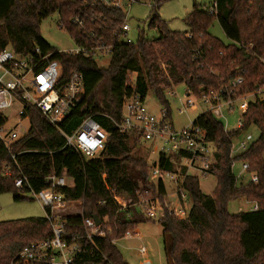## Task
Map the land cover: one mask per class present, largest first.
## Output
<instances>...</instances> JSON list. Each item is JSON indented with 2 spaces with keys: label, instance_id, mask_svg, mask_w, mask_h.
I'll use <instances>...</instances> for the list:
<instances>
[{
  "label": "trees",
  "instance_id": "16d2710c",
  "mask_svg": "<svg viewBox=\"0 0 264 264\" xmlns=\"http://www.w3.org/2000/svg\"><path fill=\"white\" fill-rule=\"evenodd\" d=\"M149 1V28L157 36L148 38L141 30L134 42L127 43L115 37L124 22L123 12L93 0H0L1 49L9 47L20 58L37 55V48L43 54L53 52L51 57L60 61L64 76L74 69L84 75L82 100L60 128L71 133L92 116L107 132L101 154L87 158L69 146L60 131L39 113L27 110L24 116L29 117V131L9 148L0 140V193H12L19 200L17 194L25 190L16 187L17 178L25 176L33 190L39 191L50 186L49 176L65 177L68 185L56 191L68 202L81 201L82 205V214L65 218V229L80 232L83 218L97 217L111 230L105 238L95 240L97 248L84 243L73 264H129L115 240L134 231L138 223L154 220L136 204L140 198L162 199L165 188L162 183L148 184L150 165L140 152L139 134L120 132L109 118L119 122L126 100L134 95L145 100L150 90L170 117L165 94L178 84L197 97L222 91L223 98L237 100L256 93L236 130H226L211 111L193 121L205 139L215 144L216 163L211 174L217 185L212 194H205L199 178L188 176L185 189L192 203L187 217L179 218L166 210L159 223L170 264H264V100L257 97L264 85V0H209L210 6L195 1L185 17L186 31L170 29L159 16L157 9L166 0ZM91 12L102 18L95 23L87 21L88 29H95L114 44L106 68L94 58L60 52L40 31L42 21L57 13L60 27L74 40L83 41L84 33L71 20ZM215 20L230 43L209 31ZM237 78L242 82L232 84ZM251 125L259 129V136L245 151L234 154V139ZM180 155L174 156L175 162L160 155L158 163L173 171ZM235 160L247 161L258 182L249 179L239 183L232 170ZM114 192L132 200L127 209L115 202ZM236 198L258 207L231 213L228 203ZM50 236L52 229L45 216L0 221V264H12L26 245Z\"/></svg>",
  "mask_w": 264,
  "mask_h": 264
},
{
  "label": "built area",
  "instance_id": "2783aa9c",
  "mask_svg": "<svg viewBox=\"0 0 264 264\" xmlns=\"http://www.w3.org/2000/svg\"><path fill=\"white\" fill-rule=\"evenodd\" d=\"M144 0H93V2L121 10L124 14V22L121 28L115 32V37L119 41L132 43L129 36L131 30L128 24L129 12L131 7ZM94 12L91 14H77L71 20L78 30L84 33L83 41H76L75 48L59 50L60 52L81 55L86 58L111 57L114 44L99 35L95 29H88V22L95 23L101 20ZM37 55L20 58L9 48H0V140L9 148L10 145L21 138L19 133L23 130L20 124L19 131H11L9 136H4L3 125L6 122V115L3 110L13 108L24 118L27 110L39 113L41 118L49 125L57 128L65 137L67 144L74 148L84 157L91 158L101 154L105 147L107 132L92 116L83 120L80 126L71 133H66L60 128L61 122L68 116L73 109L81 102L84 93V75L77 69L71 70L67 76L63 74L62 64L59 60L52 58L51 53L43 54L37 48ZM242 79L237 78L232 84L241 83ZM261 86L260 89H262ZM222 91L204 93L200 97L193 95L187 90V97L192 94L197 102L210 106L211 111L216 117L223 116L222 106L232 109L236 100L225 99ZM167 94L174 95L173 91ZM188 107L196 108L195 100L189 98L182 103L180 113H185ZM109 120L117 127L120 132H132L139 134L141 140L149 143L152 153L164 155L175 162V155H180V163L173 171L163 169L157 161L150 166L148 184L151 186L162 183L165 193L162 199L159 196L140 198L137 206L148 218H161L167 210L179 218L188 215V192L185 189V180L188 176L196 178L206 177L211 174V170L216 163L215 144L205 139L202 129L191 122L184 128H175L168 116L167 110L162 109L159 116L151 113L145 105V100L139 95H134L126 100L123 107V114L119 122L112 118ZM242 123L239 122L238 127ZM25 135V134H24ZM23 135V136H24ZM253 137L248 134L242 139L238 146L232 143L233 153L245 151ZM13 158L15 155L12 156ZM249 163L243 161V171H249ZM250 180L258 182V176L251 174ZM167 182L173 186L172 192L167 188ZM50 186L39 191L33 190L27 182L25 176L15 180L18 189L30 193L33 199L45 209V218L52 229V236L35 240L26 245L17 255L12 264H73L77 254L83 251L84 243L90 242L95 245V240L105 238L111 234L110 229L104 228L102 223L97 224L94 218H83L82 230L80 232H68L65 229V218L69 215H61L58 209L69 206L73 202H68L64 195L57 192V188H64L68 182L63 176L51 175L48 177ZM115 202L121 209H127L132 200L123 195L113 193ZM81 203V201H74ZM258 205L254 203L253 209ZM78 214H82V208ZM134 231H127L126 236H130ZM116 241V240H115ZM96 247V245H95ZM97 248V247H96ZM142 257L140 264H152L149 257V249L144 245L138 248ZM110 264H113L110 262Z\"/></svg>",
  "mask_w": 264,
  "mask_h": 264
},
{
  "label": "rangeland",
  "instance_id": "374dc122",
  "mask_svg": "<svg viewBox=\"0 0 264 264\" xmlns=\"http://www.w3.org/2000/svg\"><path fill=\"white\" fill-rule=\"evenodd\" d=\"M197 1L200 4L206 3L210 6L209 0H166L157 9L159 16L164 20L168 27L172 30L186 31L188 26L185 21L186 15L191 11L194 2ZM152 3L149 0H144L135 3L129 12L128 24L130 25L129 36L136 40L141 30L144 31L146 37H156L157 32L149 28V21L151 18L150 10ZM40 31L43 38L53 47L58 50H66L75 48L76 42L72 38L68 30L60 27L59 15L56 13L49 18L42 21ZM209 31L222 39L225 43H230L231 40L225 35L222 27L217 20L211 25ZM109 57H100L96 59V63L103 68L109 65ZM173 91L175 94H167L168 91ZM256 93H249L247 95L238 96L232 109L228 106H222L221 111L223 116L220 117L226 130H236L238 128L240 118L244 112L247 104L250 101L255 100ZM168 100V106L170 109L171 121L175 128H184L193 122L200 114L208 111L210 106L197 102V99L190 94L187 97V88L184 84L174 85L171 89H168L165 94ZM257 97L264 100V85L257 93ZM189 98L195 100L196 108L188 107L185 113H180L179 109L182 108V103L186 102ZM145 105L148 110L156 116L161 114L164 109L163 103L158 97L150 90L145 98ZM20 105L17 104L13 108L3 110L7 119L3 128L5 132L4 136H9L11 131L20 132V124L23 130L19 133V136H23L30 129V120L24 118L16 111ZM259 129L255 125H251L247 129H244L241 134L234 139V146L237 147L239 142L244 139L248 134H251L253 140L259 136ZM142 141V145L139 148L140 152L146 156L148 164L151 166L158 159V153H152L149 148V143ZM242 160H235L232 170L238 178V182H246L250 179L253 172L243 171ZM200 189L205 194H212L216 185L217 179L215 175L209 174L206 177L199 178ZM167 188L169 192H172L173 186L170 182H167ZM23 195L26 198L15 200L12 193H0V221L15 220L28 217H44L45 209L37 201L33 199L30 193L25 192ZM188 207H191V198L187 197ZM253 202H249L243 198H236L228 203V209L231 213L239 211L253 210ZM81 203L75 202L69 204V206L58 209L61 215L69 213H77L81 210ZM141 212V208H138ZM116 246L120 250L123 258L129 264H140L142 257L139 254L138 248L142 245L149 249V257L152 264H170L166 252H165V240L163 237V227L159 223V218L154 220H144L137 224L134 233L130 236H125L115 241Z\"/></svg>",
  "mask_w": 264,
  "mask_h": 264
},
{
  "label": "water",
  "instance_id": "95a60500",
  "mask_svg": "<svg viewBox=\"0 0 264 264\" xmlns=\"http://www.w3.org/2000/svg\"><path fill=\"white\" fill-rule=\"evenodd\" d=\"M17 197L20 198V199H22V198H24L25 196H24L22 193H19V194H17ZM94 220H95V222H96L97 224H100V220H99L97 217H94Z\"/></svg>",
  "mask_w": 264,
  "mask_h": 264
},
{
  "label": "crops",
  "instance_id": "0c3cea01",
  "mask_svg": "<svg viewBox=\"0 0 264 264\" xmlns=\"http://www.w3.org/2000/svg\"><path fill=\"white\" fill-rule=\"evenodd\" d=\"M246 109V108H245ZM73 203H75V202H73ZM80 212V211H79ZM79 212H77V213H75V214H78ZM70 214H73V213H70Z\"/></svg>",
  "mask_w": 264,
  "mask_h": 264
}]
</instances>
